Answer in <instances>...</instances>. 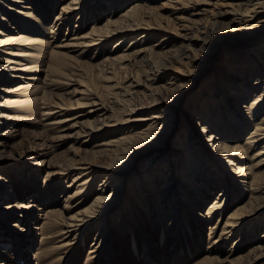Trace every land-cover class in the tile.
Wrapping results in <instances>:
<instances>
[{
    "label": "rangeland",
    "instance_id": "rangeland-1",
    "mask_svg": "<svg viewBox=\"0 0 264 264\" xmlns=\"http://www.w3.org/2000/svg\"><path fill=\"white\" fill-rule=\"evenodd\" d=\"M79 1V11L82 13L65 15L61 12L62 0H29L24 4L0 0V30L6 35L0 34V40L4 41L7 34L16 37L24 34L38 39L33 45L21 40L6 45L3 41L0 43V64L6 66L5 71L0 73V264H197L206 256L227 261L253 253L255 247L264 245V199H261V213H256L258 217L252 215L249 224L236 229L235 235L229 240H221L226 219L258 193L249 190L247 185L250 183L239 186L233 180L236 175L232 174V169L230 173L219 176L225 170V162L220 159L224 157L220 153L217 155L218 142L208 141L215 130L203 133L199 118L210 112L211 116H216L212 124L219 120L220 108L224 107L225 102L228 103V96L222 91H231L228 88L230 71L227 67L228 63L235 61L234 57L243 60L252 51L255 54L253 56L261 60V72L264 73V27L251 36L242 34L244 30L238 28L237 16L227 12L230 4H236L237 0H207L205 5L200 3L201 0H145L143 4L147 7V13L144 16H149L150 27L153 28L147 30L148 27L143 26L142 30L135 32V36L122 39L123 42L117 47L115 44L121 40L120 37L113 38L103 46L74 48L71 44L75 40L92 32L93 27L104 26L109 17L123 10L133 0H125L114 11H111L108 3L118 0ZM30 4L34 14L41 18L46 31L38 28L33 18L27 24L39 31L25 33L24 29H20L22 22L16 16L23 14H13L12 7L17 5L20 10H24L22 6ZM44 4L50 11L47 19L41 13ZM180 6L185 9L175 10ZM222 13L224 17H220ZM214 20H218L216 29L210 31ZM151 32H154L152 38L149 36L143 45L140 44L144 39L141 36ZM131 38L141 40L131 48L128 46ZM183 38H191V41ZM138 50L136 57L122 59L121 68L110 60L124 51L131 53ZM57 52L61 54L58 61L54 55ZM246 63L242 62L246 67H252V63ZM154 75L157 77L152 79ZM253 76L249 79L250 86L254 82ZM130 82L138 86L127 95L121 89ZM109 83H117L115 87H118L115 90L118 95L111 94L105 100L114 112H106L103 116L93 114L90 117H76L79 114H74L75 110L71 107L82 99V95L74 92L87 88L92 97L99 96ZM244 84H241V89ZM119 92L127 95L125 97L129 98L130 103L126 102L125 105L120 102ZM242 94L245 96L244 90L240 91L239 96ZM246 97L241 100H244L243 103H235L230 111L235 112L238 128L245 119V108L239 104L248 105L251 101L250 96ZM210 105L212 107L209 108ZM261 111L264 113V107ZM223 116L221 130L230 115L227 114L226 119ZM73 117H76L74 119L78 121V127L71 125L74 121L62 122ZM87 119L98 127L104 124L108 127L96 133L85 146L84 131L88 126L82 128L80 123ZM113 124L117 125L111 126ZM148 126H152L149 132L151 138L135 142L130 153H126L120 162L129 165L128 168L109 179L110 167L116 164L111 162L112 157H101L95 153L94 146L124 132L137 136L138 130ZM251 127L242 134L237 133L234 139L240 144L244 143ZM190 131L192 135L194 133L193 142L204 143L207 156L213 160L209 162L216 165L206 172L202 171L196 179L199 185L205 184L204 189H198L203 192L201 213L204 215L209 204L220 196V191L224 189V177H227L228 184L226 209L221 217L215 213L217 215L213 219L207 220L187 212L184 215L185 223L182 221L183 228L177 232L178 224L170 225L167 217L172 211L175 190L167 197V205L163 207L159 199L157 203L148 199V203L144 197L156 181L147 183L142 192L138 190L137 196L132 195V187L136 190L138 183L134 187L132 181L142 176L146 162L157 153H161L164 159L158 161L157 165L164 163L168 167L169 155L175 152L176 146L188 143ZM152 144H160L161 147L152 153H141V150ZM255 149L242 155L249 158L250 163H244L245 158L241 161L243 166H249L248 171L252 174L264 172L261 165L257 166V170L255 168V163H260L262 157L261 154L256 156L260 147ZM76 162L93 165L96 172L82 205L77 204L85 198L81 194L69 199L78 185H73L76 171L65 176L57 172L60 168H71ZM176 164L178 174L184 166L183 162ZM228 166L229 169L234 168L231 163ZM156 168L154 166L149 171L151 178L156 176L154 171L159 167ZM212 172L217 184L208 189ZM103 178L108 180L104 188L101 184ZM166 179L168 169L161 182H157L159 192ZM251 179L252 176L248 180ZM121 180L117 188L116 182ZM260 184L263 187L264 178ZM106 188H109L108 193L113 189L116 200L112 207L101 212L102 216L83 232L79 226L71 227L70 219L90 205L100 190L103 189L107 194ZM251 192L253 195L250 197ZM261 195L264 198V192ZM138 199L142 202L141 206L145 205L143 209ZM152 204H157L156 211L151 212L148 208ZM21 205H27L26 209L23 210ZM54 209L63 214L58 227L49 232L40 229L44 214ZM163 213L167 215L165 218H162ZM261 252L264 254V250ZM254 264H264V260L256 259Z\"/></svg>",
    "mask_w": 264,
    "mask_h": 264
},
{
    "label": "bare ground",
    "instance_id": "bare-ground-1",
    "mask_svg": "<svg viewBox=\"0 0 264 264\" xmlns=\"http://www.w3.org/2000/svg\"><path fill=\"white\" fill-rule=\"evenodd\" d=\"M62 1H63V4L61 7V9H62L61 12L63 14H65V15L69 14L70 15V13L71 14L74 13L76 15V13H78V14L82 13L81 11H79L80 10L79 5L81 6V3L79 0H62ZM124 1L125 0H118V2L112 1L111 3H108V6H110L111 11H114L113 9L119 8L122 4L125 3ZM144 1L145 0H133L123 10H121L117 14L109 17L104 26L98 27V28L93 27L94 30L92 29L93 30L92 32H90L86 35H83L82 37H80L81 39L75 40L74 43L71 44V46L74 48H79V47H81V48L86 47L87 48L90 46L98 47L99 45L103 46V45L108 44L115 37L116 38L120 37L121 40H118V42H116V44H115V46L117 47L120 45V43L123 42L122 39H124L125 37L127 38L128 36H135V32H137L139 29L142 30V28H144L143 26L148 27L147 30L153 28V27H150V25H152V24H151V21L148 19L149 16L148 17L144 16L147 13L146 12L147 7H144V4H143ZM230 1H232V0H230ZM237 1L238 2L234 5L229 3L231 7H230V10L227 12H229L228 14H235L237 16L236 17L237 26H238V28L242 29V31L244 30L242 32V34L246 33L249 36L254 35L258 31V29H261L264 27V19H262L264 17V0H243L242 2H241V0H237ZM10 2L15 3V4H18V3L24 4V3L29 2V0H10ZM174 2H180V0H174ZM200 3L205 5V4H207V0H201ZM46 7H47V4H44V7L41 8V13H43L45 15L44 17L47 19L49 17L50 11H49L48 7L47 8ZM9 9H10V6H9ZM12 9H13L12 12H14L13 14H17V15L23 14V16H18V17L16 16V18H19L20 21L22 22V25L20 24L22 27H20V26L19 27L21 30L24 29L25 33L39 31V30H36L34 28L31 29L30 25L27 24L31 21L32 18L37 21L36 25L38 28H44L43 31H46L43 22H41V18L37 17L38 14L37 15L34 14V12H33L34 8H33V6H31V4L26 5V7H24V5H23L22 9H24V10H20L21 8H18L17 5L13 6ZM183 9H185V8L183 6H180V7H177L175 10L181 11ZM224 16H225L224 13L220 14V17H224ZM4 20H6V19L4 18ZM217 23H218V20L212 21L211 26L209 27V30L214 31L216 29ZM19 27H18V29H19ZM18 33H20V32H18ZM153 33L154 32H151L147 36H146V34L145 35L142 34L143 36H141V37L144 38L143 40H141V38H139V40H137L136 38H131L130 41H128V46H130L132 48V46L134 47L140 40H141L140 44L143 45V43L146 42L144 40H147V37H149V36L151 39ZM0 34L5 35L3 30H0ZM128 34H130V35H128ZM14 40H21L26 44L29 43V44L33 45L35 43V41H37L38 39L33 38L31 36H26L24 34H19L18 37L11 36L10 34H7V38L4 39V41L0 40V43L3 41V42H5V45H6V44H10V42H12ZM184 40L191 41V38H187ZM162 42H164V41H162ZM149 48H151V46ZM138 53H139V50L138 51H132L131 53H129V52L125 53V51H124L120 55H116V56L111 57L110 60H111V62L113 61V63H115L114 65H117L118 68H121L123 65L122 62L125 60L124 58L127 59V57H130V56L136 57ZM254 53H257V52H254ZM54 55L56 57L55 60L58 61L61 54L59 52H57ZM253 55H255V54H253V52L251 51L250 55L246 56L243 60H240L241 58L236 59L234 57L235 63L234 62L228 63V67L226 66L228 71H230V75L228 76L229 77L228 88L231 91L230 92L227 91L228 89H225L224 92L222 91V93L226 97L228 96V98H227L228 103L225 102L224 107H221L219 110L220 112H218L219 113V115H218L219 120L218 121L220 124L219 123L217 124L218 121L217 122L215 121L212 124V121L216 120L215 119L216 116H211L210 112H208V111H207L208 112L207 114H204L203 117L199 118L200 122L202 121L201 122V128H202L201 131L203 133H206L208 130H215L214 132H217L216 134H214V132H213L211 134V136L208 138V141L210 143L211 142L215 143V141H217L218 142L217 143V147H218L217 151H219L217 155H219V153H220L221 155H223L222 157H224V158H220V159H221V161L225 162V170H222L219 176H224L226 174L225 172H229L232 169L233 170L232 174L236 175L233 178V180H235V182L238 183L239 186L247 185L248 183H250L249 185H247V186H249V190H253V193H255V192L258 193L257 196L251 197L253 195V193L251 192L250 197L252 199L248 200V202L246 204L240 205L226 219L225 226L223 228L222 236H220V238H222L221 239L222 241L229 240V238H231L232 236L235 235L236 229H241V228H243V226L249 224L250 223L249 218L252 215L257 216L256 215L257 212L261 213V211L259 209H263L262 205H261V201H262L261 199H264V198H263V195H261V194L264 192V191L262 192V190L264 189V185L262 184L263 187H261L260 181L264 178V172H261V173L259 172L258 174H256V172H254V174H252L251 172H249L250 170L248 171L249 166L248 167L246 165L243 166L241 163L243 158H245L244 163H250L251 160L249 158H246L245 156H242V155H247V153H251L254 150H256L255 148L260 147V150L256 153V156L259 157L260 156L259 154H261L262 157L260 159V163L259 162L255 163V168L257 170L258 165H261L262 168H264V113H262V111H261V109L264 107V73L261 72V69H262L260 66L261 60L259 58H256L257 56H253ZM256 55H258V54H256ZM122 59H124V60H122ZM242 62L244 64H247L246 62L252 63V67L248 68L244 64H242ZM235 64L236 65L238 64L239 66L235 67L234 66ZM241 66H243V67H241ZM5 67H6L5 65L0 64V73L5 71V69H6ZM238 68L240 71L238 70ZM234 69H235V71H233ZM249 72H250V76L254 75L253 76L254 82L252 83L251 86H250L251 83H249V79H250ZM156 77H157V75H154V77H152V79H154ZM133 81H136V79H134ZM132 82H130L129 84L124 86V88H122V89L120 88L121 91L123 92V90H124V93L126 91L127 95L131 94L132 89L136 88V86H138L137 84L134 85ZM243 83H245L244 88L241 89V84H243ZM116 85H117V83H113V84L109 83V85H105L104 89L102 90L105 93L103 92L102 95H99V96L97 95L94 97H92V95L87 91V88L85 90L74 92L76 94L82 95L81 96L82 99L77 100L76 103L75 104L73 103L72 107H71L72 110H75L74 114H79L76 117L83 116V115L90 117L93 114H96L97 116H103L104 114H106V112H114L111 109V107L105 103V100L111 94H113V96H114L117 93V95H118V92H115L116 88L118 89V87H115ZM243 90H244V95L245 96L247 95V97L250 96L249 100H251V101L248 105H240L239 104L240 107L244 106V108H245L243 111L244 112L243 115L245 116V119L247 121L244 119V122H240L241 126L238 128L236 126L238 119L235 116V112L234 111L230 112V111L233 110V108H234L233 105L235 103H239V102L243 103L244 102V100L243 101H241V100L245 96H243V94L241 96H239L240 91L242 92ZM124 93L123 94L120 93L121 99L119 97L117 99L118 100L120 99V102L122 101L125 105H127L128 102L130 103V100H129V98L125 97L127 95H124ZM122 96L124 97V99H122ZM87 97H89V98H87ZM108 98H110V97H108ZM126 102H127V104H126ZM118 104H120V103H118ZM210 107H212V105H210L209 108ZM65 109L66 108H64V110ZM118 110H120V109H118ZM101 112H103V113H101ZM119 112H121V111H119ZM130 112H132V110ZM133 112H135V111H133ZM227 114L230 115V116H228L229 121L227 122L225 120L226 123H224L223 130H221V128H222L221 125H223L222 121H221L222 115H224L223 117H224V119H226L225 117ZM76 117H73L72 119L66 118L62 122H67L69 120L74 121L71 125H73L74 127H78V124H77L78 121L74 119ZM127 121H130V119ZM209 123H210V126L208 127ZM80 124L82 125L81 126L82 128H87V126H88L87 130L84 131L86 140L85 141L83 140V144H85V146H87L90 139L92 137H94V135L96 133L100 132L101 130L103 131L104 129H106L108 127L107 124H104V125L102 124L103 126L98 127V126L92 124V121H90L89 119H87L84 122H81ZM116 125L113 124L111 126H116ZM251 125H252V127H251ZM152 126H148V128H144V129L142 128V130H138L137 132L135 131L137 133V134L135 133L137 136L128 135L126 132H124V133H121L119 135L112 136V138L109 141L100 142L99 144L94 146L96 148V151L94 150L95 153L100 154L101 157H107V158L112 157L111 162H114L116 164L115 166H113V168L110 167V170L108 172L110 174L109 179L110 178L113 179V177H115L113 175H116L117 173H121L128 168L129 165H127L125 163L121 164L120 162L122 160H124V158H125L124 155L126 153H128V152L130 153V148L134 147L133 145H135V142H137L139 140L140 141L148 140L149 138H151V136H150L151 134L149 132H150ZM249 126L251 128L245 136L246 137L245 142L240 144L239 142H237V140L234 139L235 135H237V133H238V135L244 133L248 129ZM79 127H80V125H79ZM191 133H192V131H190L189 136H187L188 143L186 145L182 144V145L176 146L177 148L175 149V152H173L169 155L170 158H169L168 167H167V165L164 166L163 165L164 163H161L162 167L160 165L159 166L157 165L158 161L162 162L164 160V159H162V154L157 153V154L153 155V157L150 158L146 162L142 176H139L138 178L136 177L137 179L135 178V180L132 181L133 185L138 183L137 184L138 186L136 185V187H135V185H134L136 190L132 187V189H133L132 195L133 196L134 195L137 196L138 190L142 192V190L144 189V186L148 185L147 183L150 182V184H151L153 182L155 183V181H156V184H154L153 187L149 188L150 190H149L148 194H146L144 197H145L146 201L148 199H150V200L152 199L151 201L152 202L154 201L155 203H157V199H159L158 202H159V204L163 205V207L167 205V202H166L167 197L169 195H171V192L173 190H175L174 195H173L174 196L173 197L174 204L172 206V211H170L171 213H169L170 215L168 214V216L164 215V213H163L162 218H165L166 216L169 217L170 225L177 223L178 224V227H177L178 229H176L177 232H178L179 228H181V229L183 228L182 221H184V223H185L186 218L184 215L187 212H193L195 216H202V218H206V220H207L209 218L213 219L215 217V215H217V214H220L219 217H221L222 213L226 209V199H227L226 195L228 192V189H226V187H228V184H227V177H224L225 178V180L223 181L224 184H223V182L220 184V185H222V184L224 185V187H223L224 189H222L220 191V196L217 198V200H215L209 204L207 211L204 215H203V213H201L200 207L202 206V204H201L200 200L203 199V192L198 191V189L200 187H203L202 189H204L205 184H204V186H202V184L199 185L196 179L200 177V175L202 174V171L206 172V170H208L209 168H213V166L215 167L216 165L213 162H209V160L212 157L207 156L208 153L205 151L204 143L201 144L199 141V142H197V144H195L193 142V139H195L194 133H193V135ZM160 147H161L160 144H154V145L152 144V145L147 146L145 149L141 150L142 152L136 151L135 153H137V152L138 153L139 152H141V153H152ZM183 152H185L186 154ZM183 154L185 156L184 159H183ZM210 161H213V160H210ZM177 162H178V164L183 162V166H184V168L182 169V172H180L178 174H177V169L175 167V164ZM228 163L233 164L234 168L230 167V169H229ZM154 166L155 167L157 166L156 169H158V167H159V169L154 171L157 174L155 177L152 176V178H151V176L149 175V171ZM167 169H168V179H166L165 184L162 186V191L159 192V190H158L159 184H157V182H159V183L161 182V180L164 177L165 170H167ZM169 170H170V172H169ZM75 171H76L75 174H77V175L74 176L73 182H75V183L74 184L72 183V184L73 185L78 184V185H76L75 191L73 192V194L72 193L70 194L69 199H75L81 194L82 197H85V198H84V200L80 201L77 204L82 205V203L85 202V199H86L87 194H88L87 189L88 188L90 189L92 187V182H93V180H95V177H96L95 167L93 165H89L86 162H76L71 166V168H65V167L60 168L57 172H59V174H63L65 176V175L72 174ZM158 172H160V173H158ZM212 173L213 174H212V177L210 179L211 182L208 185L209 186L208 189H212L213 186H215V184H217V179H215V174H214V172H212ZM166 174H167V172H166ZM251 176H252V179L249 181L248 179ZM121 182H122V180L116 182L117 188ZM107 183H108V180H104V178L101 180V184H102L103 188L105 187V184H107ZM177 183H179V185ZM108 189L109 188H106L107 194L105 191H102L103 189L100 190L101 192L97 193L95 199L92 201V203L90 205H88V206L84 207L82 210L78 211L70 219V223H71L70 226L71 227L79 226L83 229L82 230V232H83L87 228H89L94 222H96L100 216H102L101 214H103V213H101V212L108 211L109 208L112 207V205L115 203V200H116L114 198L115 196L113 195V189H112V191H110L111 194L108 193ZM245 190L248 191V188H246ZM114 191H115V188H114ZM160 200H162V201H160ZM138 201H139V205L141 206L142 202H140V199H138ZM202 201H204V200H202ZM263 202H264V200H263ZM148 203H150V201ZM155 205L152 204L151 206H148V208L150 207L151 212L156 211L158 206H157V204H155ZM21 206L23 207V210H24V209H26L25 207L27 205L25 207L23 205H21ZM143 206H145V205H143ZM143 206H141L142 209H143ZM215 213H217V214H215ZM150 214L152 215V213H150ZM62 215H63L62 211H60V210H56V209L48 210V212H46L44 214V217H43L44 222L42 223V225L39 228L40 229L42 228L44 231H48V232H49V230H55L58 227L60 220L62 221V219H63ZM219 219H218V221H219ZM105 220H107V218H105ZM262 237H264V234L262 235ZM216 243H217V241H216ZM134 247H136V246H134ZM135 250H136V248H135ZM254 250H256V252ZM254 250H253V253L251 252L247 256H239V257H235L232 259H227V261H222V260L220 261L219 257H216V256L215 257L206 256V258L202 259L197 264H218V263H224V262H228L229 264H254V261L256 259L264 260V254L261 252V250L262 251L264 250V245L261 244V245L255 247ZM93 252H95V251H93Z\"/></svg>",
    "mask_w": 264,
    "mask_h": 264
}]
</instances>
